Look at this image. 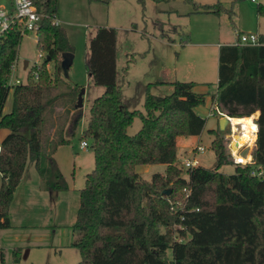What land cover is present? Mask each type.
<instances>
[{
	"label": "trees",
	"instance_id": "obj_1",
	"mask_svg": "<svg viewBox=\"0 0 264 264\" xmlns=\"http://www.w3.org/2000/svg\"><path fill=\"white\" fill-rule=\"evenodd\" d=\"M137 1L144 4V0ZM184 1L192 3L195 12L219 15L228 11L220 3ZM34 2L47 15L40 20L36 42L46 55L29 69L25 81L13 87L6 81L21 36L12 31L0 41V129L7 130L0 140V229L11 226L8 210L27 162L40 170L46 94L54 95L58 84L66 82L61 55L74 51L66 30L52 22L57 17V0ZM256 12L264 16V5L257 4ZM259 40L262 44L219 46L212 103L234 118L257 113L252 158L264 165V35ZM116 44V29L106 26L97 27L88 44L89 76L104 90L93 100L80 136L81 141H90L94 165L79 190L71 226L77 235L71 246L79 253L75 264H264V180L250 174V165L234 162L224 138L227 130L220 131L218 126L209 130L214 170L187 168L184 177L176 165L177 138L197 136L205 125L206 119L195 108L205 103L207 93L195 91L193 81H172L171 93L159 96L150 88L162 82H150L145 87L143 110L128 109L122 101V83L117 80ZM51 61L52 75L47 69ZM127 69L128 63L122 67V79ZM80 89L71 84L73 97ZM10 90L11 107L4 113ZM135 117L141 126L129 135L127 129ZM80 119L77 112L69 126L60 129L59 144L69 143L63 133L74 134ZM151 164L165 165L164 171L145 179L136 168ZM224 164H233L234 172H219ZM184 187L190 194L183 207L173 212L168 199ZM166 189H170L168 195L163 194ZM174 223L181 228L177 230L181 239L172 236ZM167 249H171L170 259ZM19 252L13 250L14 262ZM0 264H4L2 253Z\"/></svg>",
	"mask_w": 264,
	"mask_h": 264
},
{
	"label": "rangeland",
	"instance_id": "obj_2",
	"mask_svg": "<svg viewBox=\"0 0 264 264\" xmlns=\"http://www.w3.org/2000/svg\"><path fill=\"white\" fill-rule=\"evenodd\" d=\"M193 1L200 5L220 3L228 11L219 15L195 12L193 4L184 0L162 2L144 0L143 5L137 0H57L58 18L74 47V59L67 76L63 75L66 82L58 84L54 95L46 94L45 131L48 132L49 129L50 133L56 135L60 129L65 130L77 112H80L81 119L74 134L67 131L65 133L63 130V136L69 139V143L60 144L55 155L60 173L69 189L57 193L54 205L45 204L38 211L42 224L40 229L49 233V238L53 241L42 242L25 249L21 264H75L79 261L78 250L70 245L77 238L71 226L75 219L79 190L84 186L85 175L94 165L90 141L86 139L88 147L80 149V136L86 127L93 100L104 90L92 82L88 71V44L96 28L109 25L116 29L117 80L122 83V101L130 110L142 111L145 87L149 82H162L153 86L150 92L164 96L171 93L172 81L199 79V86H205L209 91L207 95L211 94L217 80L218 61L215 43L236 41L238 37L235 29L238 34L255 31L259 17L256 12L257 4L264 5V0ZM260 19L264 28V18ZM190 42L192 44H189ZM39 54L35 34L23 35L17 49L13 78L25 81L27 72L34 63L40 64L44 60L46 54L43 53L42 56ZM126 63L128 69L122 79V67ZM53 67V61L48 63L50 75ZM71 84H77L84 89L82 106L79 108L76 106L77 96L73 97L70 92ZM11 101L12 90L6 99L4 113L10 110ZM202 117L206 122L199 136L181 137L179 140L176 165L182 170L184 177H187L186 169L182 167L185 159L195 158L197 166L210 170L216 167L215 154L210 146L213 134L209 132L217 128L216 118ZM52 122L54 124L50 126ZM140 126V119L135 117L127 129L128 134H135ZM5 133L6 129H0V137L5 136ZM197 145L203 146L204 151L195 152L194 147ZM240 154L245 155V150H241ZM31 167L33 165L28 161V169ZM164 168L163 164H151L137 166L136 170L143 178L148 179L154 172H163ZM218 171L225 175L232 174L234 165L224 164ZM185 194L182 189L174 198L168 199L173 212L183 207ZM164 229L161 227V231ZM178 229L181 228L175 223L170 226L174 239H181ZM58 239L63 245L57 248L54 242ZM12 246L19 248L16 244ZM1 248L4 249L5 264H11L13 251L9 249L10 245L0 240ZM19 251L22 250L19 248ZM166 254L170 259L171 249H167Z\"/></svg>",
	"mask_w": 264,
	"mask_h": 264
},
{
	"label": "crops",
	"instance_id": "obj_3",
	"mask_svg": "<svg viewBox=\"0 0 264 264\" xmlns=\"http://www.w3.org/2000/svg\"><path fill=\"white\" fill-rule=\"evenodd\" d=\"M258 16L259 17L255 25V31H251L250 33H256L257 35H264V28L261 24L262 19H260V18H264V16H260V15ZM57 17H59L58 12H57ZM105 26L112 27L109 25H105ZM236 42L237 40L228 42L225 44H235ZM189 44H192V42H190ZM215 45L217 48V61H218V49H219V46L222 44L220 42H217L215 43ZM88 58H89V54H88ZM191 81L196 83V85L194 86L195 91L208 94L209 91L206 89L205 86H199V83H200L199 79L191 80ZM216 83H217V80H216ZM158 84L152 85L151 88ZM215 89H216V85L214 89L211 91V94L215 92ZM211 94L206 95L205 103L203 104V106L202 105L197 106L195 110L199 115L205 116L206 118L208 117L216 118V126H218L219 118L217 116H214V115L212 116L209 114L210 106L212 104ZM52 124L54 123L53 122L50 123V126ZM52 128L50 127V129ZM47 131L48 132H46L45 134V138H44L43 145H42L41 160L42 158L43 160L40 161V170L39 171L36 170L33 162L31 161L30 162L32 163L33 167L28 169V162H27L22 178L14 191L13 198L9 206L8 215H9L11 226L9 228L0 229V240L4 241L5 243H8L10 245L9 249H12V251L14 249H17L12 246L16 244V245H19V248L22 250L20 252L21 255L19 253L18 260L16 262L12 260L13 263L11 262V264H15V263L21 264L24 251L28 247L33 246V245H38L39 243H42V242L52 243L53 239L50 240L49 233L42 232L43 230L40 229L42 224H41V217L38 211H40V207L44 206L45 204L54 205L57 201L56 200L57 193L69 189L68 184L65 182L64 178L62 177L60 173V170L58 168L59 163H58L57 158L55 157L57 149L60 148L59 146L60 144L58 142H59V134L61 132L58 131V134L53 135L52 133L49 132V129ZM197 136H194V137H197ZM3 137L1 136L0 140ZM181 137L186 138L184 136L178 137L176 140L177 147L179 144V140L182 139ZM1 179H2V175L0 174V184H1ZM52 231L54 232V230ZM54 243L57 248L60 247V245L61 246L63 245V242L60 239H58L57 242H54ZM0 253L3 254V262H4V249L3 248L0 249Z\"/></svg>",
	"mask_w": 264,
	"mask_h": 264
},
{
	"label": "built area",
	"instance_id": "obj_4",
	"mask_svg": "<svg viewBox=\"0 0 264 264\" xmlns=\"http://www.w3.org/2000/svg\"><path fill=\"white\" fill-rule=\"evenodd\" d=\"M255 2L256 0H250ZM47 17V15L39 11L37 6L35 5L34 0H0V41L10 32L17 31L22 37L25 34L33 33L35 34L36 42L38 38L39 31V23L41 18ZM52 22L54 25L61 24V21L58 17H52ZM238 36V40L236 43L244 44V45H259L262 44L259 40V35L256 33H248V34H238V31L235 30ZM42 52H40V56H42ZM36 64V63H34ZM11 72L6 81V85L9 87H13L21 82H23L19 78H13V71L16 69V61L11 65ZM37 77V76H35ZM217 113L218 118L222 116H226L228 119L226 129L227 133L224 135V138L227 140V148L230 156L233 158L234 162L240 163L243 165H250V174L256 177L259 180H264V165L257 164L252 158V151L255 146V140L257 136V124L255 122L256 116L252 114L251 121L253 123V128L249 131L250 135L254 137L252 143H250V139L246 140L243 143H237L236 137H240L245 128L243 124L233 125L231 122V117L219 111L217 105L214 103L210 106V115H214ZM88 147V143L85 140H82L79 144L80 149H86ZM245 150V155L240 154L241 150ZM195 152H203V146H195ZM196 159L192 158L185 159L182 167L193 168L196 167ZM183 190L186 192L185 197L190 194V189L184 187Z\"/></svg>",
	"mask_w": 264,
	"mask_h": 264
},
{
	"label": "water",
	"instance_id": "obj_5",
	"mask_svg": "<svg viewBox=\"0 0 264 264\" xmlns=\"http://www.w3.org/2000/svg\"><path fill=\"white\" fill-rule=\"evenodd\" d=\"M74 54L71 52H63L61 55V68L63 71V74L66 76L69 67L71 66L73 62ZM84 93V89H80L78 95H77V103L76 106L79 108L82 106V95ZM228 119L226 116H222L218 119V128L220 131H224L226 129ZM170 192V189L163 190V194L168 195Z\"/></svg>",
	"mask_w": 264,
	"mask_h": 264
},
{
	"label": "bare ground",
	"instance_id": "obj_6",
	"mask_svg": "<svg viewBox=\"0 0 264 264\" xmlns=\"http://www.w3.org/2000/svg\"><path fill=\"white\" fill-rule=\"evenodd\" d=\"M231 122L233 125L236 124H243L244 125V132L240 137H236L237 143H243L246 140L250 139V143L253 142L254 137L250 135L249 131L253 128V123L251 121V117H243V118H234L231 117Z\"/></svg>",
	"mask_w": 264,
	"mask_h": 264
}]
</instances>
